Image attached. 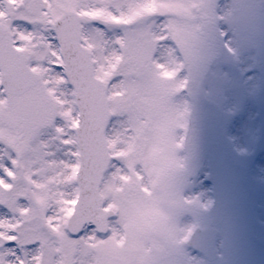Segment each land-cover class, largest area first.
<instances>
[{
    "label": "snow or ice",
    "instance_id": "obj_1",
    "mask_svg": "<svg viewBox=\"0 0 264 264\" xmlns=\"http://www.w3.org/2000/svg\"><path fill=\"white\" fill-rule=\"evenodd\" d=\"M207 15L202 0H0V264H161L189 239L130 234L127 194L153 195L150 143L183 146L170 99L195 55L187 21Z\"/></svg>",
    "mask_w": 264,
    "mask_h": 264
},
{
    "label": "rangeland",
    "instance_id": "obj_2",
    "mask_svg": "<svg viewBox=\"0 0 264 264\" xmlns=\"http://www.w3.org/2000/svg\"><path fill=\"white\" fill-rule=\"evenodd\" d=\"M246 1L247 0L244 2ZM251 1L256 8L264 10V8H261L264 6V0ZM202 3L206 5L208 15L198 16L195 20L187 21L189 24L200 26L197 39L194 43V59L188 62L187 70L185 69L179 72L180 77H178V79L183 80L185 75H190V99L183 94L180 96L174 94L170 99V104L174 108H187V111H191L194 117V125L189 136V145L187 150L181 151L178 149L176 152L177 159L182 162V167L174 175L172 180V186L186 184V187L181 190V198L185 201H191V210H193V213L196 214L194 220H196V218L201 219V216L204 214L201 210V206L203 205L202 200L206 196V188L204 186L205 184L202 182V175L208 169V166L212 169L211 178L215 179L217 177L218 181L222 182L226 186L232 183V178L234 176L236 178H240V173L235 174V172H237L236 170H229L232 166L228 164L226 160L220 163L222 159L225 158L226 153L217 132L214 110L203 104L197 94L198 83L207 62L209 61L211 55L220 49L219 40L214 27V9L212 0H202ZM218 5L219 19H221L222 22L223 18L230 16V20L233 18L235 23H239L238 19L231 16L233 10V0H218ZM234 5L236 9H241L243 8L244 3H234ZM250 9H253V7H244L238 12H233L236 13L237 17H240L241 28L235 26L233 23H228L227 26L224 24L222 25L224 26L225 33L229 30V42L231 38L235 39V43L239 48L240 53L244 48L249 46L248 39L251 35L256 34L255 30L257 27H259L262 22L264 23V11L260 13L262 14L261 17L254 16L252 19L250 15L244 14L245 11L248 12ZM163 20L164 17L156 18L155 23L158 26ZM224 54L231 55V53L227 52H224ZM221 60L222 59L220 58L219 62L212 68L213 72L210 74L211 81L209 92L211 96L227 102L223 103L224 105L226 104L224 108L225 129H227V132L233 139V142L241 145L242 140L245 139L244 135H247L246 132L252 129L256 119V107H254L255 105L251 102V99L247 101V98H254V96L264 98L263 87L260 89V82L258 81V79H264V75L260 78L257 73H244L250 68L243 71L235 68L236 74L232 73V75H230L231 72L221 69ZM255 66L259 67V69L264 73V61ZM250 67H252V64ZM234 80H237V87L239 89V91L235 93L233 91L230 92V87ZM222 87L225 88L224 94L221 93ZM252 91L257 92L253 93ZM255 103L258 102L255 101ZM263 122L261 121L263 126L262 135L264 136ZM177 129H175V131H177ZM174 134L177 138L179 137V131L174 132ZM252 134H254V132H252L251 135ZM262 150V153L264 154V149ZM185 154L186 156L184 159ZM187 155L189 157L188 160H186ZM245 159L246 162L252 164V157ZM260 162H264V159H261ZM255 166L260 169L257 174L264 175L262 164L260 165L257 163ZM260 208L262 210L260 211L261 213H259V220L264 223V202ZM241 213L244 218L242 228L246 234H248V218L246 217L244 210H242ZM177 216H180L181 219L179 224H176L177 221H172L171 223L179 236L180 232L187 227V223L192 218V213L180 211L177 213ZM213 219L214 217L208 218L209 223L216 222ZM201 221L205 224V219L203 217ZM227 224L228 221L225 222V225ZM229 230L231 231L232 229L230 228Z\"/></svg>",
    "mask_w": 264,
    "mask_h": 264
},
{
    "label": "clouds",
    "instance_id": "obj_3",
    "mask_svg": "<svg viewBox=\"0 0 264 264\" xmlns=\"http://www.w3.org/2000/svg\"><path fill=\"white\" fill-rule=\"evenodd\" d=\"M177 150L170 148L168 144L157 139L150 143L146 149V156L152 162L155 186L153 195L141 198L143 194L130 193L129 199V233L151 234L157 243H166L169 237L167 229L171 226V216L175 208L184 205L179 200L172 188L174 175L179 171L182 162L177 159ZM125 247H129L133 253L140 252L144 242L133 239L131 242L126 238Z\"/></svg>",
    "mask_w": 264,
    "mask_h": 264
},
{
    "label": "water",
    "instance_id": "obj_4",
    "mask_svg": "<svg viewBox=\"0 0 264 264\" xmlns=\"http://www.w3.org/2000/svg\"><path fill=\"white\" fill-rule=\"evenodd\" d=\"M194 241H196V239L194 240ZM194 243V245L196 246V247H198V248H202V246H203V242H202V240H200V241H197V242H193Z\"/></svg>",
    "mask_w": 264,
    "mask_h": 264
},
{
    "label": "flooded vegetation",
    "instance_id": "obj_5",
    "mask_svg": "<svg viewBox=\"0 0 264 264\" xmlns=\"http://www.w3.org/2000/svg\"><path fill=\"white\" fill-rule=\"evenodd\" d=\"M256 264V263H255Z\"/></svg>",
    "mask_w": 264,
    "mask_h": 264
}]
</instances>
